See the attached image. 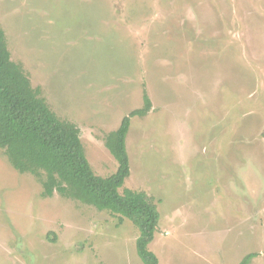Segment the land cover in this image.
I'll use <instances>...</instances> for the list:
<instances>
[{
    "label": "rangeland",
    "instance_id": "rangeland-1",
    "mask_svg": "<svg viewBox=\"0 0 264 264\" xmlns=\"http://www.w3.org/2000/svg\"><path fill=\"white\" fill-rule=\"evenodd\" d=\"M0 27L98 175L148 92L124 187L158 204L160 264H264V0H0ZM42 192L0 148V264H144L130 220Z\"/></svg>",
    "mask_w": 264,
    "mask_h": 264
},
{
    "label": "trees",
    "instance_id": "trees-1",
    "mask_svg": "<svg viewBox=\"0 0 264 264\" xmlns=\"http://www.w3.org/2000/svg\"><path fill=\"white\" fill-rule=\"evenodd\" d=\"M141 108L124 116L118 128L105 136V145L118 163L108 175L96 174L86 154L80 127L60 117L42 95L21 63L11 57L7 36L0 27V148L13 167L37 177L42 195L60 196L107 210L119 219L130 220L140 231L137 253L144 264H160L149 245L161 218L155 199L143 190L125 186L131 175L127 147L132 119L144 117L152 100L144 92ZM258 254H246L238 264H250Z\"/></svg>",
    "mask_w": 264,
    "mask_h": 264
}]
</instances>
